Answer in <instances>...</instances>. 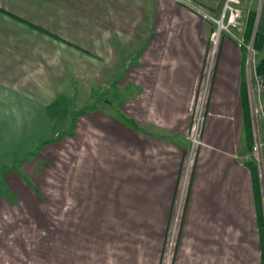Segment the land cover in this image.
<instances>
[{"label": "crops", "instance_id": "1", "mask_svg": "<svg viewBox=\"0 0 264 264\" xmlns=\"http://www.w3.org/2000/svg\"><path fill=\"white\" fill-rule=\"evenodd\" d=\"M182 1L0 0V159L51 133L60 91H123L121 120L103 123L119 181L106 201V264H163L173 229L169 264H262L261 176L243 158L254 143L246 49L226 37L184 177L211 24ZM189 1L211 12L223 2Z\"/></svg>", "mask_w": 264, "mask_h": 264}, {"label": "rangeland", "instance_id": "2", "mask_svg": "<svg viewBox=\"0 0 264 264\" xmlns=\"http://www.w3.org/2000/svg\"><path fill=\"white\" fill-rule=\"evenodd\" d=\"M263 3L264 0H242V17L239 19V27L248 39L244 57L251 109L263 98L257 93L259 89L254 68L264 56V49L256 51L252 48ZM250 14L253 24L248 32ZM210 24L212 32L215 25L212 22ZM224 37L230 38L223 33L222 39ZM220 43L212 44L209 35L204 72L191 107L185 179L201 144L206 102ZM248 45L250 48H247ZM117 84L121 85V81H115L113 86ZM81 92L83 94L80 96ZM60 93L48 104L47 109L56 131H51L44 138L51 137L53 141L34 151L40 140L34 144V153L27 155L23 153L29 145L24 149L18 147L14 156H18L17 160L23 159L21 163H16V166L20 164L19 171L5 168L9 173L2 175L5 172L3 167L14 162L13 157L0 159V264H106V201L119 181L115 169L108 165L107 130L103 123L105 120H121L124 93L107 89ZM87 93L89 97L82 103L81 99ZM91 117L97 120L92 123L88 120ZM76 120L79 122L78 136H69L66 133L72 126L74 133ZM263 128V118L257 119L253 114V137L257 131L262 135ZM1 130L3 133L8 129ZM260 212L264 222V189ZM172 232L174 236V229ZM163 258L164 261L166 255Z\"/></svg>", "mask_w": 264, "mask_h": 264}, {"label": "built area", "instance_id": "3", "mask_svg": "<svg viewBox=\"0 0 264 264\" xmlns=\"http://www.w3.org/2000/svg\"><path fill=\"white\" fill-rule=\"evenodd\" d=\"M185 5L190 7L196 14L201 16L204 20H208L214 23L215 28L210 33V40L212 44L217 45L222 40L223 33L231 38V40L238 46H246V40L243 32L241 31L239 19L242 17L241 4L242 0H223L222 5L218 11L211 12L203 7L192 3L189 0L182 1ZM237 29L235 32L234 30ZM229 38V39H230ZM247 48H250L248 45ZM215 67V66H214ZM255 70V68H254ZM255 78L258 85L259 91H257L258 96L263 95V81L260 76L255 72ZM258 97V98H259ZM252 113L256 115L257 119L263 118L264 120V99L259 100L258 104H254L252 107ZM264 129V128H263ZM254 143L248 153L244 155L245 161L254 162L261 176V183L264 189V130L262 135L258 134V131L255 134ZM195 140V139H194ZM196 141V140H195ZM168 250H166V259L163 261V264H169V259L173 247V232L169 237V243L167 245Z\"/></svg>", "mask_w": 264, "mask_h": 264}, {"label": "trees", "instance_id": "4", "mask_svg": "<svg viewBox=\"0 0 264 264\" xmlns=\"http://www.w3.org/2000/svg\"><path fill=\"white\" fill-rule=\"evenodd\" d=\"M253 17H252V14H250V18L248 19V32H249V27L252 26L253 24ZM245 40H248L247 38H245ZM252 48L256 51H260V50H263L264 49V34L258 32V31H254V37H253V43H252ZM255 72L258 76H260L262 78V81H263V86H264V56H262L258 62L256 63L255 65ZM263 99H264V90H263ZM52 131H56V128H55V124H53L52 126ZM68 134L69 136H73L74 133H73V126L70 127V130L66 133ZM51 141H53V139L48 138V139H45V140H42L40 141L38 144V146H36L33 150L34 151H37L39 149H41L43 146L51 143ZM34 151H30L29 153H34ZM29 153H25L26 155L29 154ZM18 157H16V159L13 161L14 163H12L10 166L8 167H3V170L6 172L8 170H14V171H19V165L16 166L17 164L16 163H21V161H23V159H20V160H17ZM254 165V164H253ZM251 166V165H250ZM6 168V169H5ZM4 172V173H5ZM259 229H260V238H261V241L264 245V222H263V215L261 212H259ZM263 249H264V246H263ZM262 264H264V250L262 252Z\"/></svg>", "mask_w": 264, "mask_h": 264}]
</instances>
